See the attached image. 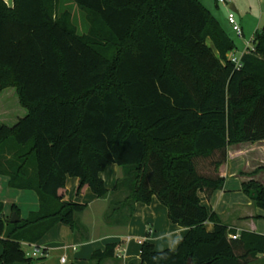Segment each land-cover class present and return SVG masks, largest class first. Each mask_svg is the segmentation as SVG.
<instances>
[{
	"label": "trees",
	"instance_id": "obj_1",
	"mask_svg": "<svg viewBox=\"0 0 264 264\" xmlns=\"http://www.w3.org/2000/svg\"><path fill=\"white\" fill-rule=\"evenodd\" d=\"M61 1L14 0L10 8L0 0V94L14 89L26 111L0 128V176L40 203L18 224L0 203V264H32L25 246L60 224L87 233L86 205L59 192L77 178L78 195L88 186L107 199L101 175L111 164L124 170L114 192L126 197L111 202L108 222L129 224L136 204L156 197L171 222L188 229L176 250L143 243L142 264L264 258L263 235L230 229L199 197L223 190L229 147L264 141V28L237 69L229 59L235 41L199 0H71L88 15L85 35L70 14L58 17ZM242 190L264 211L262 183ZM13 213L21 215L15 206ZM115 253L108 245L91 263Z\"/></svg>",
	"mask_w": 264,
	"mask_h": 264
},
{
	"label": "crops",
	"instance_id": "obj_2",
	"mask_svg": "<svg viewBox=\"0 0 264 264\" xmlns=\"http://www.w3.org/2000/svg\"><path fill=\"white\" fill-rule=\"evenodd\" d=\"M6 4L13 8L14 0ZM201 4L212 13L229 35L232 28L227 18L229 12L233 11L244 33L243 39L235 35L239 42H244L247 35H252L253 42L255 34L263 29H261L264 24L263 16L252 21L247 17L249 12H253L254 4L250 0H246V3L243 0H233L232 4L222 8L219 4H214L217 12L214 8H209L202 2ZM236 46L234 54L240 53V58L253 48V46L250 48L249 42L247 43L248 51L242 48L241 44ZM6 117L9 118L5 106H0V128L2 124H5ZM245 144L250 147H244ZM254 144L258 146H253V143H242L229 147L228 160L220 168V174L225 178L223 190L216 192L210 199L204 194H200L199 197L202 205L208 211L215 212L223 224L230 229H235L238 233L252 232L264 236V211L256 208L242 190L243 184L252 180L264 185V170L257 172L254 177L251 176L254 172L264 169V141ZM101 177L110 191L107 199H98L88 186H85L78 195L80 180L77 178H68L65 189L59 192L66 203L86 205V210L80 216V222L86 227L87 233L74 234L69 226L60 224L36 245L39 249L48 255L50 252H58L62 249L58 247L59 243L72 242L71 246L66 248L73 252V264H96L91 263L93 254L97 251H105L108 245H116V251L121 253L122 257L115 255L114 258L102 264H142L141 248L145 242L153 244L157 251L177 249L178 242L187 235L188 229L174 225L169 219L168 210L156 197L150 205L136 204L135 214L129 224L108 222L106 217L110 212L111 202L123 201L126 197L118 200L121 195H126L125 190L114 192L117 183L124 179V170L118 165L111 164ZM0 203L4 205V216L10 219L14 214V206L19 209L22 220L40 209L39 198L35 192L11 189L9 178L5 176H0ZM205 228L210 233L214 232V225L210 222L205 224ZM25 247L27 248L28 245ZM2 253L3 246L0 238V255ZM253 264H264V258L260 256L259 260Z\"/></svg>",
	"mask_w": 264,
	"mask_h": 264
},
{
	"label": "rangeland",
	"instance_id": "obj_3",
	"mask_svg": "<svg viewBox=\"0 0 264 264\" xmlns=\"http://www.w3.org/2000/svg\"><path fill=\"white\" fill-rule=\"evenodd\" d=\"M6 2H11V0H5ZM203 4H206L207 7L209 8H214V4L218 5L217 0H199ZM229 4H232L233 0H227ZM246 3V0H243ZM252 1L253 5V12L248 13L249 20L252 21L256 18H261L262 16L264 17V0H250ZM9 7V6H8ZM14 7V6H13ZM220 8L225 7L220 5ZM214 10L217 12V8H214ZM70 14L72 17V24L76 26L78 33L80 35H85L89 32L90 30V23L88 22V15L79 9L77 5H75L71 0H63L59 3L58 5V17L63 14ZM264 28V24L262 25L261 29ZM230 36L232 39H234L235 43L241 44L242 48H245L247 50V43H251V47L253 46L252 42V35L251 36H246V39L244 42H239L233 31L231 30ZM211 45V44H210ZM242 52V51H241ZM236 57H240V53L235 54ZM264 59V55L262 56ZM0 106H5L6 108V113L9 116V118H5V124L7 125H14L17 120L20 117L25 116V110L19 105L18 98L16 96L15 90L14 89H9L4 91L3 93L0 94ZM257 144H253V146H256ZM244 146V145H243ZM258 146V145H257ZM244 147H250L245 144ZM125 197V195H121L118 197V200H122ZM111 212V209H110ZM110 212L108 215H110ZM107 215V216H108ZM72 242L67 243L66 241H63V243H59L58 247L62 248L58 252H50L45 259H35L32 264H62V259L66 258L67 263L66 264H73L74 259L72 255V250H69L66 247L71 246ZM26 253L29 255L32 254V250L30 248H25Z\"/></svg>",
	"mask_w": 264,
	"mask_h": 264
},
{
	"label": "built area",
	"instance_id": "obj_4",
	"mask_svg": "<svg viewBox=\"0 0 264 264\" xmlns=\"http://www.w3.org/2000/svg\"><path fill=\"white\" fill-rule=\"evenodd\" d=\"M217 3L219 5H223V6H227L229 3L227 0H217ZM228 23L229 25L231 26L233 32L235 33V35L239 38V39H243L244 37V33H243V29L240 25V23L238 22V19H237V16L236 14L233 12V11H230L229 14H228ZM252 49L249 50L252 51ZM230 61L236 66L237 69H240L242 67V58H238L236 57L235 54L231 55L230 56ZM232 239L236 240L238 237L236 236H232L231 237ZM140 244H142V242H139ZM27 248H30L32 250V254H28L29 257L31 258H34V259H38V258H41V257H46L47 254L46 252L42 251L41 249H39L36 245L35 246H29ZM115 255L119 258L122 257L121 253H119L118 251H116ZM62 264H66L67 263V259L66 258H63L62 259Z\"/></svg>",
	"mask_w": 264,
	"mask_h": 264
},
{
	"label": "water",
	"instance_id": "obj_5",
	"mask_svg": "<svg viewBox=\"0 0 264 264\" xmlns=\"http://www.w3.org/2000/svg\"><path fill=\"white\" fill-rule=\"evenodd\" d=\"M20 221L21 218L16 213H14L10 219L11 224H18ZM188 264H194L191 258L188 260Z\"/></svg>",
	"mask_w": 264,
	"mask_h": 264
}]
</instances>
